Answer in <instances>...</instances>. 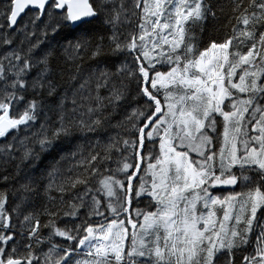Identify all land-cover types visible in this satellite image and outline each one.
<instances>
[{"label": "snow or ice", "instance_id": "obj_1", "mask_svg": "<svg viewBox=\"0 0 264 264\" xmlns=\"http://www.w3.org/2000/svg\"><path fill=\"white\" fill-rule=\"evenodd\" d=\"M217 11L0 0V264H264V0Z\"/></svg>", "mask_w": 264, "mask_h": 264}, {"label": "trees", "instance_id": "obj_2", "mask_svg": "<svg viewBox=\"0 0 264 264\" xmlns=\"http://www.w3.org/2000/svg\"><path fill=\"white\" fill-rule=\"evenodd\" d=\"M211 2L213 3V5L217 6V7H220V6H223L225 11L223 13L217 11V16L219 17V19L213 21V20H209L206 25H205V32H204V37L207 38L209 32H213V35L216 36V37H223L224 36V33H225V29L223 27V25H225L227 23V15H228V8H229V0H211ZM218 30V31H216ZM197 34H199V30H197ZM116 119H121L120 116H117ZM113 123H115V121H113ZM118 132H120L122 134V130L120 129H112L110 130V133L111 135H116ZM0 142H2V140H0ZM117 156L116 154L114 153L113 154V163H111L109 166L110 167H115V163L114 161L116 160ZM52 159L51 156H45L43 158V163L41 164V167H44L45 164H47L50 160ZM5 187H9L7 185H4V184H0V190H3ZM239 190V189H237ZM53 195H55V193H53ZM19 199V194H17V196L14 198L13 195H12V192H11V188L9 190V195H8V207L11 208L12 206L15 205V203L18 201ZM144 205L141 204V207H143ZM31 208H25L24 209V212L26 213L27 211H30ZM21 219H22V216H21ZM80 221L77 220L76 223H79ZM44 235H47V230L44 231L43 233ZM58 241L60 238H57ZM46 250V249H44ZM252 252V246L249 245V247L247 248L246 250V253H251ZM239 264V262H238Z\"/></svg>", "mask_w": 264, "mask_h": 264}]
</instances>
